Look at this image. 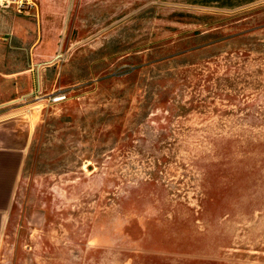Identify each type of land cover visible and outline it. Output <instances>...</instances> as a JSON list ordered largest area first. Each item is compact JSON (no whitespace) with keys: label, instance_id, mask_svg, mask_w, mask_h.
I'll use <instances>...</instances> for the list:
<instances>
[{"label":"rangeland","instance_id":"374dc122","mask_svg":"<svg viewBox=\"0 0 264 264\" xmlns=\"http://www.w3.org/2000/svg\"><path fill=\"white\" fill-rule=\"evenodd\" d=\"M40 2L0 0V264H264V0Z\"/></svg>","mask_w":264,"mask_h":264},{"label":"crops","instance_id":"0c3cea01","mask_svg":"<svg viewBox=\"0 0 264 264\" xmlns=\"http://www.w3.org/2000/svg\"><path fill=\"white\" fill-rule=\"evenodd\" d=\"M7 1L16 5V1ZM37 1L35 2V8H38ZM50 2L51 0H41L40 2V8L43 12V26L51 22L52 18L57 19L59 16L55 12H49ZM23 161L24 154L18 143V137L3 138L0 134V251L6 237L12 209L18 197L20 169Z\"/></svg>","mask_w":264,"mask_h":264},{"label":"built area","instance_id":"2783aa9c","mask_svg":"<svg viewBox=\"0 0 264 264\" xmlns=\"http://www.w3.org/2000/svg\"><path fill=\"white\" fill-rule=\"evenodd\" d=\"M16 5L19 12H29L36 6L34 0H17Z\"/></svg>","mask_w":264,"mask_h":264},{"label":"bare ground","instance_id":"6f19581e","mask_svg":"<svg viewBox=\"0 0 264 264\" xmlns=\"http://www.w3.org/2000/svg\"><path fill=\"white\" fill-rule=\"evenodd\" d=\"M27 143V142H26Z\"/></svg>","mask_w":264,"mask_h":264}]
</instances>
